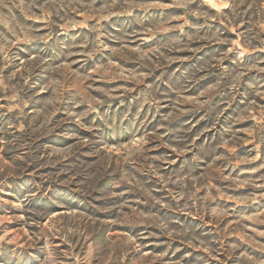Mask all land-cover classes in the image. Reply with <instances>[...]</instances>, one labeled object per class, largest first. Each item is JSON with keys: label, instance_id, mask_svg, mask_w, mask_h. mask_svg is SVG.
Segmentation results:
<instances>
[{"label": "rangeland", "instance_id": "obj_1", "mask_svg": "<svg viewBox=\"0 0 264 264\" xmlns=\"http://www.w3.org/2000/svg\"><path fill=\"white\" fill-rule=\"evenodd\" d=\"M0 264H264V0H0Z\"/></svg>", "mask_w": 264, "mask_h": 264}, {"label": "bare ground", "instance_id": "obj_2", "mask_svg": "<svg viewBox=\"0 0 264 264\" xmlns=\"http://www.w3.org/2000/svg\"><path fill=\"white\" fill-rule=\"evenodd\" d=\"M4 237V236H3Z\"/></svg>", "mask_w": 264, "mask_h": 264}]
</instances>
